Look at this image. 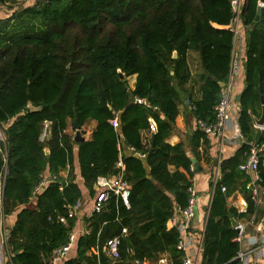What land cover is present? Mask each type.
<instances>
[{"label":"trees","instance_id":"16d2710c","mask_svg":"<svg viewBox=\"0 0 264 264\" xmlns=\"http://www.w3.org/2000/svg\"><path fill=\"white\" fill-rule=\"evenodd\" d=\"M231 1L0 0V8L11 12L0 19V208L5 219L14 220L5 264H49L73 233L84 197L93 205L98 179L118 175L129 186L128 206L111 194L100 212L83 218L85 233L75 237L70 251L75 256L59 264H110L103 252L116 237L123 264L133 259L157 264L161 257L182 264L172 220L187 206L191 159L209 145L197 122L215 123L220 85L228 81L235 48ZM239 28L242 65L236 91L241 77L243 85L235 100L244 142L220 161L221 176L211 184L200 264H240L229 214L250 220L256 212L246 190L249 178L240 167L250 145L264 143V133L255 141L254 128L264 100L259 0H242ZM182 104L196 128L185 141L170 145ZM114 118L116 130L110 124ZM149 119L156 132L144 143ZM75 121L84 142L73 139ZM90 121L96 127L87 133L82 129ZM259 176L264 188V167ZM43 180L45 186L35 192ZM236 190L247 202L243 214L227 206Z\"/></svg>","mask_w":264,"mask_h":264},{"label":"built area","instance_id":"2783aa9c","mask_svg":"<svg viewBox=\"0 0 264 264\" xmlns=\"http://www.w3.org/2000/svg\"><path fill=\"white\" fill-rule=\"evenodd\" d=\"M232 11L234 13V18L230 24V29L233 31L235 37V48L232 55V60L230 63L229 77L226 85H223L220 92V100L215 107L216 111V121L213 125L205 126L201 122H197L198 128L204 132V134L209 138H216L224 140L226 131L229 127L232 128L233 138L239 140L241 143L244 142L238 125H237V111L238 105L234 97V89L238 76L241 71V35L239 28L240 10L242 7V0H232L231 1ZM134 102L137 104H145L144 100L139 98H134ZM236 103V105H235ZM236 106V107H235ZM149 132L154 134L156 132V125L152 119H149ZM111 126L116 130L118 128V120L114 118L110 121ZM257 130L264 133V124L262 126H256ZM44 136V135H43ZM250 150L248 154L247 161L244 165L240 167L249 178L246 185V190L250 193L251 200L254 202L255 206L260 203L259 197V185L261 182L259 176V168L264 167V143L257 145L256 143L250 145ZM117 167L122 169L123 165L121 161L117 163ZM193 170V168H192ZM191 185L187 189L188 202L187 206L183 210L176 212L175 217L172 222L175 223L180 234V239L177 243V250L182 253V264H198L199 256L202 247L203 234H194L193 231V220L196 215L198 194L195 188V178L194 176L190 180ZM98 194L96 196L95 202L92 206V212L98 213L102 208V204L108 200L111 194L119 196L122 198L124 205L128 206L127 197L129 195V186L123 182L122 176L118 175L114 178H99L97 183ZM45 186V181L43 180L40 185L36 188L35 192H40ZM224 193L225 188H221ZM247 202L242 201L241 206L238 208V214H243L246 212ZM72 215V213H70ZM59 221L64 223L63 218H59ZM234 229L237 231V235L233 238V242L239 245V252L237 260L240 264H251V259L257 251V245L253 248L246 246L244 244V237L246 236V227L242 224H236ZM126 231L123 230V234ZM75 241V236L72 233L69 236L68 242L54 250L52 258L49 264H59L71 251ZM119 238H113L106 243V248L104 252L106 256L109 257L113 262H123L121 261V256L119 253ZM262 246L264 247V240L262 241ZM126 255L130 258L134 256L132 249L126 250ZM10 258L7 251L6 238H0V264H5ZM259 260L264 264V255L259 257ZM129 264H149L148 262H140L139 260H130ZM157 264H171L167 257H161L157 261Z\"/></svg>","mask_w":264,"mask_h":264},{"label":"crops","instance_id":"0c3cea01","mask_svg":"<svg viewBox=\"0 0 264 264\" xmlns=\"http://www.w3.org/2000/svg\"><path fill=\"white\" fill-rule=\"evenodd\" d=\"M241 45H240V54H241ZM194 58V56H193ZM197 62L193 59V65H191V72L195 74L197 72ZM241 77V76H240ZM239 86H241L239 91H236V87L234 89V97L236 98V94L241 92L243 79L240 78ZM135 84V76L130 77L128 79L129 88L134 89ZM236 105V103H235ZM236 107V106H235ZM180 113L175 121V128L173 134L167 140V143L170 145H175L181 141H185L186 135L192 129L196 128L195 121L193 120L190 111L187 106L182 104L180 105ZM96 127V123L94 121H90L86 124L82 130L87 133H91ZM192 128V129H190ZM254 128L256 129V125L254 124ZM71 131H69L70 133ZM151 134L149 131L142 132L143 142H146V138ZM74 136V133H73ZM208 138L209 145L206 148L200 147L197 151L198 158H193L197 164L198 172L194 173L195 178V188L198 194L196 215L193 220V230L197 234H203L206 220L209 213V206L212 199L213 187L220 178V173L218 170V165L221 160L228 159L234 155V153L240 147L241 142L239 140H235L233 138L232 128L229 127L226 131L224 140L216 139V138ZM128 154H132L133 152L130 150H125ZM65 176V173H63ZM213 182V183H212ZM213 184V187H211ZM3 180L0 178V199L2 194ZM259 197L260 203L256 206L255 214L250 217V220L246 218L235 219L236 224H242L246 227V233L244 237V244L253 248L257 245V251L255 255L251 259V264H262L259 260L261 255H264V247L262 246V241L264 240V188L259 186ZM245 201V197L236 190L230 197L227 198V206L232 208L238 213V208L241 206V202ZM92 203L89 202L88 198L85 196L83 199L82 209L78 214V221L76 227L73 231L75 237H78L85 233V228L83 224V218L85 216H89L92 213ZM13 218H4L1 214L0 208V238L5 239L9 234V230L13 224ZM232 226V225H231ZM106 257V253L103 252ZM70 258L75 256V252L68 254ZM200 264V259L198 261Z\"/></svg>","mask_w":264,"mask_h":264},{"label":"water","instance_id":"95a60500","mask_svg":"<svg viewBox=\"0 0 264 264\" xmlns=\"http://www.w3.org/2000/svg\"><path fill=\"white\" fill-rule=\"evenodd\" d=\"M264 6V0H259V7H263ZM259 14H260V10L258 11V15L256 16V21L259 20ZM176 54H173V59H176ZM120 78H123V75L120 74ZM220 87H223V84L220 85ZM237 99H239V96L237 97ZM255 125L256 126H262L264 124V100L261 98V114L260 117L258 119L254 120ZM74 128H75V132H74V141L75 142H84L85 138L81 135V131H80V127L78 125V123L75 121L73 124ZM261 135L260 130L257 131L256 135H255V141L259 140V137ZM192 164H193V172L197 173L198 172V168H197V164L194 160H191ZM94 188H97V185L94 186ZM229 219L231 221V225L234 228L236 226V222L234 220V217L232 214H229ZM107 260L110 264H122L121 262H113L109 257H107Z\"/></svg>","mask_w":264,"mask_h":264},{"label":"rangeland","instance_id":"374dc122","mask_svg":"<svg viewBox=\"0 0 264 264\" xmlns=\"http://www.w3.org/2000/svg\"><path fill=\"white\" fill-rule=\"evenodd\" d=\"M20 4H22V5H26V3H22V2H19ZM32 2H30V4H31ZM21 5V6H22ZM10 11L6 8V7H1L0 8V19H3V18H5V17H8L9 15H10ZM0 140H3V135H2V133L0 132ZM1 181H2V179H1Z\"/></svg>","mask_w":264,"mask_h":264}]
</instances>
